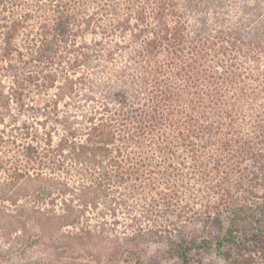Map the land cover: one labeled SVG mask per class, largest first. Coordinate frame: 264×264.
I'll use <instances>...</instances> for the list:
<instances>
[{
	"label": "trees",
	"instance_id": "1",
	"mask_svg": "<svg viewBox=\"0 0 264 264\" xmlns=\"http://www.w3.org/2000/svg\"><path fill=\"white\" fill-rule=\"evenodd\" d=\"M3 76L0 264L69 249L44 218L80 232L141 203L186 264L264 250V0H0ZM197 204L201 230L184 226Z\"/></svg>",
	"mask_w": 264,
	"mask_h": 264
},
{
	"label": "rangeland",
	"instance_id": "2",
	"mask_svg": "<svg viewBox=\"0 0 264 264\" xmlns=\"http://www.w3.org/2000/svg\"><path fill=\"white\" fill-rule=\"evenodd\" d=\"M9 81V77L7 76H3L0 81V155H2L7 148V143H4V141L7 139L8 129L4 127L8 123V117L3 114L4 112L1 108L7 97ZM3 158L4 156H1L0 160ZM1 178L2 176H0V181L2 180ZM84 198H86V196ZM79 204L81 207L85 208L89 207L91 203L89 202L87 204L84 203V200H80ZM70 205L76 207L78 203L74 200ZM144 205L145 204L141 203V205L136 208L133 212L134 218L131 220L127 218V215H109L104 218L108 223L105 221L102 222V219L99 217L94 220L92 219L91 223L86 219L80 232H64L57 219L44 218L39 221V225H35L34 227L43 232L46 237H55L62 245L65 244L68 246L69 249L64 251V253H60V251L56 249L58 247L56 243L57 247L51 246V244L45 243L44 241L33 248V251L51 264H77L89 262L96 264H136L138 261L143 264H186L183 259L178 256L179 254L170 253V251L166 249V244L171 242L170 239L169 241H164L166 246L164 247L152 238L149 233L150 231L147 229H150L152 226L154 228L158 226L161 227V225L162 227L168 226V222L163 219L162 216H158L157 213L161 214L162 212L151 209V207H148V204H146L145 207ZM196 208L198 209V213H196L197 217H188V224L184 226L201 230L204 228L205 223V206L204 204H197ZM178 211H180V209ZM184 211L185 210H182V214L185 213ZM192 213L193 212H190L189 215ZM167 216L169 217L168 219H176L177 214L168 212L166 217ZM156 217L157 220L154 222ZM202 219H204V221H202ZM0 221L4 223L2 220ZM116 221L120 223H116ZM223 221L226 224L228 222L226 217H223ZM210 226L212 229H216L215 223H211ZM124 231L127 232L125 235L123 234ZM131 231H135V233L141 232V234L133 238V232L131 233ZM129 233H131V238H133V240L126 236ZM173 239L178 240L174 235L172 236V240ZM249 243L248 241H243L238 247L242 249L241 251L233 246V253L230 254L231 257L228 255H220L216 249H210L208 251L193 249L189 252L188 264H264V250H252ZM238 251L244 256H240Z\"/></svg>",
	"mask_w": 264,
	"mask_h": 264
}]
</instances>
